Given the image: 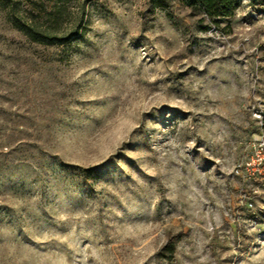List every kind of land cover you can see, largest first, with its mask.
<instances>
[{
	"label": "rangeland",
	"instance_id": "rangeland-1",
	"mask_svg": "<svg viewBox=\"0 0 264 264\" xmlns=\"http://www.w3.org/2000/svg\"><path fill=\"white\" fill-rule=\"evenodd\" d=\"M2 1L0 264H264L262 7L49 0L45 45Z\"/></svg>",
	"mask_w": 264,
	"mask_h": 264
},
{
	"label": "trees",
	"instance_id": "trees-1",
	"mask_svg": "<svg viewBox=\"0 0 264 264\" xmlns=\"http://www.w3.org/2000/svg\"><path fill=\"white\" fill-rule=\"evenodd\" d=\"M12 1V0H11ZM155 6H164L166 0H149ZM186 6L198 9L204 18H208L211 23L219 26L222 19L229 18L238 3L241 0H184ZM252 4L262 7L264 11V0H248ZM2 4L4 2L0 0ZM13 1L10 4H4L9 8L11 14L15 10ZM21 4L18 10L19 16H12L13 26L25 35L30 41L45 45H61L72 37L79 35L80 25L77 23L72 30L60 32L57 30L59 18L62 16V6H54L47 8L49 0H17ZM48 21V22H43ZM59 22V23H57ZM57 27V28H56ZM264 126V120H262ZM174 242L164 246L167 256H171L174 252Z\"/></svg>",
	"mask_w": 264,
	"mask_h": 264
}]
</instances>
